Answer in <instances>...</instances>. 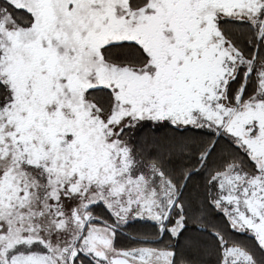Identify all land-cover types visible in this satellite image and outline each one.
Listing matches in <instances>:
<instances>
[{"label":"snow or ice","instance_id":"1","mask_svg":"<svg viewBox=\"0 0 264 264\" xmlns=\"http://www.w3.org/2000/svg\"><path fill=\"white\" fill-rule=\"evenodd\" d=\"M209 244L264 264V0H0V264H202Z\"/></svg>","mask_w":264,"mask_h":264},{"label":"flooded vegetation","instance_id":"2","mask_svg":"<svg viewBox=\"0 0 264 264\" xmlns=\"http://www.w3.org/2000/svg\"><path fill=\"white\" fill-rule=\"evenodd\" d=\"M172 134L173 133L168 128L160 127V128L153 129L151 127H145V128L137 130L136 138L137 140H143L144 138L153 136L155 138H158V140H163L166 137L172 136ZM179 161L180 160L174 161L175 167H177L176 165L178 164ZM181 162H183L184 164L188 163L187 161H181ZM194 177H197V176H194ZM200 184H203V182H201ZM95 214L101 217L105 216V213L100 208L96 209ZM151 231L152 229L147 224L137 225L135 228L127 229L124 231L123 234L117 236L116 241H115V246L117 249H127L130 247L140 246V245L135 244L129 237L137 233L148 234V233H151Z\"/></svg>","mask_w":264,"mask_h":264},{"label":"trees","instance_id":"3","mask_svg":"<svg viewBox=\"0 0 264 264\" xmlns=\"http://www.w3.org/2000/svg\"><path fill=\"white\" fill-rule=\"evenodd\" d=\"M226 27L230 31L235 33L236 36L239 39H241V40L244 39V35L243 34L247 33V31H248V26L245 25V24L229 23V24L226 25ZM147 139H149V140H152V139L158 140V138H155L153 136H150ZM221 146H223V145H221ZM218 151H219V149H218ZM215 160H216V157L214 155L213 160H210L209 164L212 165ZM183 164H184L183 162L179 161L176 166L179 167V166H181ZM206 175H207V173L205 172V173L201 174L200 176L193 177L192 180H194V181H191V184H193V185H196V184L203 185V184H200V183L201 182L204 183V179H205ZM215 221L217 223H221L222 217L221 216L215 217ZM236 237L242 244H244L245 246H247V247H249L251 249L252 246L248 243V241L245 239V237H243L241 234H236ZM254 254H255L257 259L260 258L259 251H254ZM197 259L201 260L202 264H217L218 257H217V253L215 252L214 248L209 244L207 249H206V251H202V253L197 257Z\"/></svg>","mask_w":264,"mask_h":264}]
</instances>
